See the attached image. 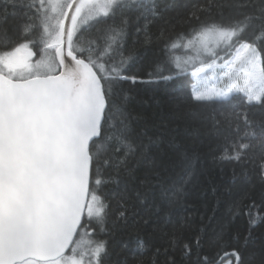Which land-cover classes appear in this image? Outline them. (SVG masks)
I'll return each mask as SVG.
<instances>
[{
    "label": "snow or ice",
    "instance_id": "obj_1",
    "mask_svg": "<svg viewBox=\"0 0 264 264\" xmlns=\"http://www.w3.org/2000/svg\"><path fill=\"white\" fill-rule=\"evenodd\" d=\"M3 5L0 264H177V250L191 259L192 241L185 243L191 223L173 221L203 174V154L186 147L189 140L194 145L206 140L213 161L230 165L231 180L244 190L229 205L227 223L214 231L213 243L223 244L232 220L246 214L247 235L242 242L239 233L231 236L238 247L227 254L228 264H264V239L253 235L264 224V0H3ZM101 17L112 21L103 45L85 37L81 27ZM129 29L145 46L163 41L171 50L186 42L184 47L199 44L215 56L209 42L216 41L232 57L223 65L228 80L223 88L194 85L190 101L177 100L161 120L170 135L167 150L160 148L159 136L133 127L127 97L117 93L121 81L146 82L123 75L131 57L120 50ZM114 53L122 56L119 64L113 63ZM175 67L181 70L179 62ZM241 71L242 86L233 80ZM121 228L136 234L130 257L123 255L127 241L115 251L94 238ZM194 243L200 246V235Z\"/></svg>",
    "mask_w": 264,
    "mask_h": 264
},
{
    "label": "trees",
    "instance_id": "obj_2",
    "mask_svg": "<svg viewBox=\"0 0 264 264\" xmlns=\"http://www.w3.org/2000/svg\"><path fill=\"white\" fill-rule=\"evenodd\" d=\"M3 6V0H0V7ZM111 24V20L105 22L102 17L99 22L92 20L82 27L83 35L97 39V42L103 45L107 29ZM178 30L188 32L190 29L188 25H178ZM153 31L156 32V28ZM248 38L255 37L249 33ZM184 43L186 42H182L180 47L171 50L165 48L163 41H154L152 45L145 46L137 41L135 32L129 29L128 35L123 39V48L120 50L124 58L131 57L127 60L123 75H135L146 82L141 83L138 80L136 84H132L130 81H121L117 87V93L127 97L124 103L128 113L131 114L133 127L146 131L148 136L154 138L159 136L162 141L160 148L165 150L168 146L164 142L170 138V135L161 124V120L175 109L177 100L181 103L190 101L194 86L191 71L211 62L206 60L202 64L178 70L175 62L188 52L183 46ZM113 55V63L119 64L121 54L114 53ZM157 73L171 76L172 79H159ZM185 146L190 150L195 147L203 154V174L189 187L186 199L176 209L173 217L174 222L191 223V227L185 229V243L192 241L191 259L180 250L176 251L175 258L177 264H201L205 260L213 261L214 264H223L228 261L227 254L233 248L238 247L232 241L231 236L239 233L242 242L243 237L247 235L248 217L246 214H241L232 220L230 231L220 246L213 243L214 231L218 230L222 223H227L229 205L233 200H240L244 195V190L240 183H233L231 180L230 165L213 161L211 155L208 154L209 147L206 140L202 144L195 145L189 140ZM213 187L216 189L215 192L212 191ZM108 191H111V188ZM253 212L255 213V209ZM176 226L178 228V224ZM202 228H206V231L201 233L198 230ZM167 230L171 232L173 225L169 224ZM196 235L201 237L199 247L194 243ZM253 235L257 240L264 239V224H259L254 229ZM97 238L108 241L110 249L115 251H119L121 244L127 241L128 249L123 253L125 256L130 257L132 251L136 249V234L128 235L124 228L116 231L114 235L100 233ZM153 242L159 243L160 241ZM252 247L253 245H250V250Z\"/></svg>",
    "mask_w": 264,
    "mask_h": 264
},
{
    "label": "rangeland",
    "instance_id": "obj_3",
    "mask_svg": "<svg viewBox=\"0 0 264 264\" xmlns=\"http://www.w3.org/2000/svg\"><path fill=\"white\" fill-rule=\"evenodd\" d=\"M82 25L81 27L87 25L89 22ZM209 47L217 55H212L207 52L199 44L192 47H184L187 53L183 54L182 57L177 59V62L180 63L182 69H188L197 65L199 63H204L206 60L211 61L208 64H203L197 69L191 71V74L194 78V85L200 90L212 89V88H223L228 80L224 77V72L227 71L223 65L226 61H229L232 57L225 51L226 45L223 42L217 43L216 41H210ZM35 51V49H34ZM34 57L33 59H35ZM214 62V64H213ZM213 64V67L209 68L208 65ZM239 67V66H237ZM201 68H204V71H200ZM195 73V75H194ZM244 74L243 72H234L233 80L243 85ZM94 238L98 239L97 236ZM87 239V238H86ZM223 264H228V261Z\"/></svg>",
    "mask_w": 264,
    "mask_h": 264
},
{
    "label": "water",
    "instance_id": "obj_4",
    "mask_svg": "<svg viewBox=\"0 0 264 264\" xmlns=\"http://www.w3.org/2000/svg\"><path fill=\"white\" fill-rule=\"evenodd\" d=\"M221 262V261H220Z\"/></svg>",
    "mask_w": 264,
    "mask_h": 264
}]
</instances>
